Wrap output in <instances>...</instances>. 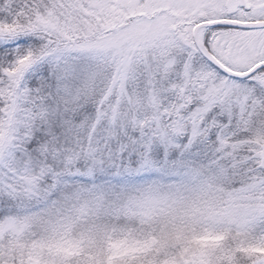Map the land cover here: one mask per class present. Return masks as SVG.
Masks as SVG:
<instances>
[{"label": "snow or ice", "instance_id": "6c2138e0", "mask_svg": "<svg viewBox=\"0 0 264 264\" xmlns=\"http://www.w3.org/2000/svg\"><path fill=\"white\" fill-rule=\"evenodd\" d=\"M0 264H264V0H0Z\"/></svg>", "mask_w": 264, "mask_h": 264}]
</instances>
